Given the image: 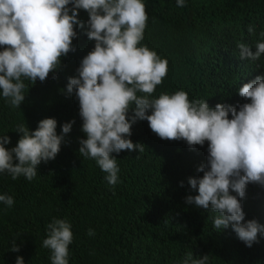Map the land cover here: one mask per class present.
Segmentation results:
<instances>
[{
  "label": "trees",
  "instance_id": "obj_1",
  "mask_svg": "<svg viewBox=\"0 0 264 264\" xmlns=\"http://www.w3.org/2000/svg\"><path fill=\"white\" fill-rule=\"evenodd\" d=\"M143 2L148 22L141 46L168 61L167 75L153 97L184 90L190 100H208L211 107L248 102L238 89L264 75V56L242 60L237 43L255 51V44L264 41V0H185L184 7L177 0ZM78 19L86 27L87 12L80 10ZM76 31V51L62 57L55 74L35 84L24 80L20 108L0 94V135L11 138L5 145L9 149L20 138L15 132L19 124L35 130L40 120L54 118L60 135L61 126L74 121L56 158L41 162L32 181L0 173V194L14 199L10 208L0 202V264H15L17 256L24 264H51L50 250L42 244L53 218L71 224L69 264H181L189 251L194 258L208 254L209 264H264V232L247 247L231 226L214 229L217 213L185 203L186 196L197 194L188 178L202 177L197 168L207 163V142L190 149L182 140L159 138L147 121L138 120L130 139L144 150L112 153L119 168L116 185L108 183L94 160L79 154V141L86 137L78 99L66 86L94 41L85 29L77 26ZM241 203L245 222L255 219L264 226V186L249 184ZM89 229L94 235H88ZM14 240L19 252L9 251Z\"/></svg>",
  "mask_w": 264,
  "mask_h": 264
},
{
  "label": "clouds",
  "instance_id": "obj_2",
  "mask_svg": "<svg viewBox=\"0 0 264 264\" xmlns=\"http://www.w3.org/2000/svg\"><path fill=\"white\" fill-rule=\"evenodd\" d=\"M177 6L184 7L185 0H177ZM80 10L88 14L86 27L78 19ZM147 22L143 0H0V94L13 108H20L26 97L24 80L35 84L55 74L62 57L76 51V27L85 29L94 48L66 86L67 93L78 99L86 137L79 141V154L94 160L107 173L108 183L116 185L119 168L112 153L144 150L143 144L130 139L138 120L147 121L159 138L182 140L190 149L207 142V163L197 168L202 177L188 178L197 194L186 196L185 203L217 213L212 218L214 229L231 226L238 239L252 247L264 226L255 219L245 222L241 201L249 184L264 186V75L239 87V96L248 102L236 106L211 107L208 100H190L184 90L155 98L168 61L141 46ZM248 32L254 28L249 26ZM237 48L242 60L255 62L264 56V41L255 44V51L244 42ZM73 123L63 124L60 135L54 118L40 120L35 130L19 124L15 132L20 138L11 149L5 147L11 138L0 135V173L32 181L41 162L56 158ZM0 202L10 208L14 199L0 194ZM46 232L42 246L50 250L51 264H69L71 224L53 218ZM88 235L94 231L89 229ZM19 250L14 240L9 251ZM15 264H24L23 257L17 256ZM181 264H209V255L194 258L189 251Z\"/></svg>",
  "mask_w": 264,
  "mask_h": 264
}]
</instances>
